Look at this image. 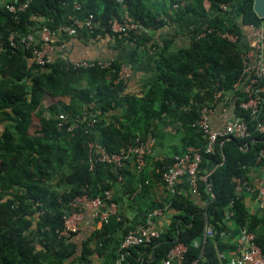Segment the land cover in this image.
Wrapping results in <instances>:
<instances>
[{
  "label": "trees",
  "instance_id": "1",
  "mask_svg": "<svg viewBox=\"0 0 264 264\" xmlns=\"http://www.w3.org/2000/svg\"><path fill=\"white\" fill-rule=\"evenodd\" d=\"M205 1L210 10L219 12V6L226 5L234 10V18H242L243 26L264 31V19L253 10L255 0L0 1V264H65L73 257L77 252L75 235L60 237L63 217L72 212V202L84 195L95 198L105 191L113 195L115 188L125 189L127 180L138 175L132 158L121 169H115L97 162L98 151H90L89 144H98L107 153L147 144L157 137L160 122L180 132L185 146L202 150L197 195L188 200L171 193L169 226L150 244L129 249L127 264H140L141 259L146 264L163 261L177 245L186 248L182 264H224L218 255L234 248L222 240L230 214L229 220L253 233L264 252V240L256 233L260 221L248 212L243 201L245 191L234 182L247 181L251 169L264 167V135L255 130L256 121L250 113L239 106L246 100L242 89L234 91L243 70L239 47L242 29L236 23L201 25L190 31L187 45L177 48H172L173 40L164 39L159 45L143 35V30H157L180 23L188 15H200L205 11ZM72 4L80 6L83 19L92 16V38L108 36L113 38L114 47L122 51L130 48L128 61L109 60L107 67L85 69L62 56L44 66L35 63L32 53L40 42L30 41L28 34L47 27L57 34L53 45H61L68 36L58 33V28L72 25L64 20L67 6ZM22 5L26 7L17 10ZM9 7L16 11L11 12ZM113 19H127L141 28L113 34ZM224 34L236 37V41L222 37ZM22 38L31 46L22 43ZM152 49L155 79L142 95L126 94V84L119 80L121 65L138 64ZM217 93L228 99L234 114L248 125L251 136L219 140L211 153H204L206 142L194 125L202 109L217 104H213ZM61 97L80 103L81 114L59 101L44 105L47 98ZM117 110H121L120 115ZM60 115L66 119L63 125ZM77 117L85 121L68 131ZM93 117L95 123L88 126ZM34 118L38 125L30 133ZM172 163L173 159L165 166L156 165L158 181ZM207 181H211L212 194L206 190ZM150 213L152 210L145 214L141 226L147 224ZM208 227L212 235L206 237ZM104 229L97 236L98 255H106L111 245ZM89 243L82 244L76 260L79 264L89 262ZM120 244L117 255H106L108 264L115 263Z\"/></svg>",
  "mask_w": 264,
  "mask_h": 264
},
{
  "label": "crops",
  "instance_id": "2",
  "mask_svg": "<svg viewBox=\"0 0 264 264\" xmlns=\"http://www.w3.org/2000/svg\"><path fill=\"white\" fill-rule=\"evenodd\" d=\"M0 1L3 2V0ZM179 1L184 3L188 0ZM203 6L205 11L200 15H188L180 23L170 24L157 30H143V35L150 39L151 42L158 43L159 45L162 44L164 39L173 40L172 48H177L187 45L190 40V31L201 25L218 24L227 26L231 23H236L243 31L242 37L239 40V47L242 51V55H249L254 47L252 36L254 32L253 27L243 26L242 18H234V10H229L228 7L226 10H221L219 12L215 9L210 10V4L207 1L204 2ZM67 7L68 12L64 15L65 22L77 23L78 28L76 29V33L73 36H69L61 45L53 46V50L49 53V58L51 60L62 56L71 62L90 60L106 62L109 60L119 61L123 59L128 61L130 48L126 51H122L114 47L115 43L113 38H109L108 36L104 38H92V33L82 25L84 19L80 6L78 4H72ZM28 39L32 42H38V32L29 33ZM154 52V49L150 50L146 57L138 64H127L131 67V76L126 83V94L136 96L142 95L149 83L155 79ZM261 92L264 94V82L261 86ZM222 99L223 101H218L212 108V112L208 117V123L214 130L222 126L225 117L231 118L234 116L232 106L228 103V99ZM54 100L55 101L52 103L59 101L67 106H71L74 113L81 114L83 111V107L80 103L72 100L70 97L54 98ZM117 112L118 115H120L121 110H117ZM159 125L158 135L155 137L150 154L147 156L146 168L143 174H138L136 178L131 176L127 180L128 184L125 189L118 187L113 191L120 220L117 221L113 219L108 224H102L89 213H86L85 221L80 232L73 238V243L77 246V252L65 264H79L76 260L82 249V244L89 240V246L92 248V255L89 257V262L86 264H108L110 261L107 259L106 255H117L118 248L116 247L121 242L123 236L129 231L141 227L145 220V214L149 210L153 212L154 210L161 209L163 211V216L154 219L153 223L158 229L165 230L169 226L172 217V212L169 210L171 195H181L188 200L195 199L196 194L192 193L186 178L181 180L176 186L175 191L168 190L163 182L160 180L158 181L156 178L159 171L156 165L162 164L165 166L184 149L191 147L185 146L184 137L180 132H175L176 130L170 129V126L163 127L161 122ZM263 176L264 167L251 169L247 175V182L250 183V185H256ZM144 180L148 181L147 185L141 183ZM243 201L248 212L257 217L260 221L256 233L257 236L262 237L264 240V209L259 207L254 193L244 192ZM197 202L199 203V200ZM225 225L227 228L222 234V240L225 244L233 246L234 248L220 253L224 255V260L220 259V254L218 258L223 261L224 264H228L229 260L236 255L237 245L240 241V233L239 228L228 218L225 220ZM104 228H106L108 236L111 237V245L107 247L106 255H98L95 250L97 236L100 232L105 230ZM203 253L204 249L202 250L201 256ZM149 262L151 263L153 260L151 259ZM154 264H162V261Z\"/></svg>",
  "mask_w": 264,
  "mask_h": 264
},
{
  "label": "built area",
  "instance_id": "3",
  "mask_svg": "<svg viewBox=\"0 0 264 264\" xmlns=\"http://www.w3.org/2000/svg\"><path fill=\"white\" fill-rule=\"evenodd\" d=\"M26 6L22 5L17 10H23ZM221 10H226L227 6L221 4ZM11 12H15L14 7H9ZM83 27L89 31L93 29L92 16L90 15L84 19ZM111 31L113 34H127L129 32L138 31L141 26L133 21L124 19L122 21L113 19L110 21ZM78 28L77 23H72L70 26H61L58 28V33L73 36ZM254 47L249 55H243V70L240 80L234 86V91L242 89L246 95V100L240 103V108L248 111L253 119L256 121L255 130L264 135V95L261 92V86L264 82V31L261 27H253ZM38 32L40 46L33 50V60L37 65L44 66L50 62L49 53L53 50V43L57 38V34L47 27H42ZM203 36V34L198 37ZM222 37L230 41H236V37L224 34ZM13 41V38H10ZM27 47L31 46L30 41L21 39ZM73 65L78 68H89L95 65L107 67V62L96 61H80L73 62ZM131 76V67L129 65H121L119 71V80L127 83ZM243 85V86H242ZM222 95L217 93L215 95L214 103L216 104ZM213 107H205L202 109L199 120L194 125L202 134L206 144L204 153H211L217 141L225 139H245L251 136V132L245 121L235 114L231 118H224L222 126L214 130L208 123L209 114ZM59 119L62 125L66 123L65 116L60 115ZM85 121V118H75L73 123L67 128L71 131L77 127L80 122ZM95 123V118L88 123L92 126ZM61 126V124H60ZM154 139L149 143H140L135 146H127L117 153H107L98 144H89V149L98 151L97 162L112 165L115 169H121L127 160L132 158V164L138 174H143L146 168V158L150 154ZM202 150L200 148L188 147L183 153L176 155L173 158V163L165 168L161 174L162 181L165 187L170 191H175L176 186L182 179L186 178L191 188L192 193L197 195V176L199 173V165L201 163ZM92 165V158L90 161ZM234 182L242 187L245 192L254 193L256 200L261 209H264V176L256 185H250L247 181L241 182L239 179H234ZM147 185L148 181L145 180ZM208 204L205 205V207ZM89 213L102 224H108L111 220H120L118 215V207L113 199L111 191H105L100 196L91 198L88 195L76 198L72 202V212L63 217V229L60 232V237L70 238L80 232L84 221L85 214ZM163 216L161 209L154 210L148 215V222L145 226L136 228L135 230L127 232L120 244L119 255L114 264H127L126 252L134 247L150 244L154 239L164 232L158 229L153 221L156 218ZM229 215L228 219L230 218ZM240 241L237 245L236 255L231 258L228 264H264V252L256 243V237L253 233L246 229H239ZM212 235L210 227L206 229V237ZM186 248L183 245H177L170 249L162 261V264H182ZM221 260H224V255H219ZM140 264H146L142 259Z\"/></svg>",
  "mask_w": 264,
  "mask_h": 264
},
{
  "label": "water",
  "instance_id": "4",
  "mask_svg": "<svg viewBox=\"0 0 264 264\" xmlns=\"http://www.w3.org/2000/svg\"><path fill=\"white\" fill-rule=\"evenodd\" d=\"M253 10L255 14L257 15V17H259L260 19H264V0H255L253 3ZM261 156L264 157V151H262ZM206 187H207L206 188L207 192L212 194L211 181L206 182ZM207 207L208 205L206 206L205 211H204V216H205L206 221L208 220Z\"/></svg>",
  "mask_w": 264,
  "mask_h": 264
},
{
  "label": "rangeland",
  "instance_id": "5",
  "mask_svg": "<svg viewBox=\"0 0 264 264\" xmlns=\"http://www.w3.org/2000/svg\"><path fill=\"white\" fill-rule=\"evenodd\" d=\"M55 100L53 98H47L45 101H44V105L47 106L49 105L50 103L54 102ZM37 125H38V120L36 118L33 119V122H32V126L30 128V133H33L36 128H37Z\"/></svg>",
  "mask_w": 264,
  "mask_h": 264
}]
</instances>
